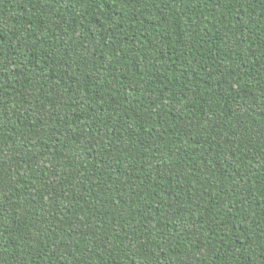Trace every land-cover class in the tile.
<instances>
[{
	"label": "trees",
	"instance_id": "trees-1",
	"mask_svg": "<svg viewBox=\"0 0 264 264\" xmlns=\"http://www.w3.org/2000/svg\"><path fill=\"white\" fill-rule=\"evenodd\" d=\"M0 264H264V0H0Z\"/></svg>",
	"mask_w": 264,
	"mask_h": 264
}]
</instances>
